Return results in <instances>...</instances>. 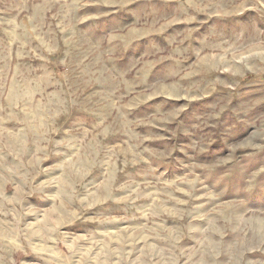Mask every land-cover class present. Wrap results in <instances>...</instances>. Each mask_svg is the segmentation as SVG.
Returning a JSON list of instances; mask_svg holds the SVG:
<instances>
[{"label":"rangeland","instance_id":"374dc122","mask_svg":"<svg viewBox=\"0 0 264 264\" xmlns=\"http://www.w3.org/2000/svg\"><path fill=\"white\" fill-rule=\"evenodd\" d=\"M0 264H264V0H0Z\"/></svg>","mask_w":264,"mask_h":264}]
</instances>
